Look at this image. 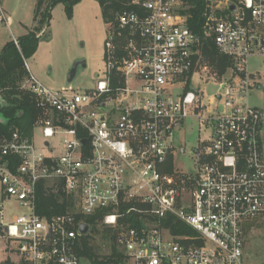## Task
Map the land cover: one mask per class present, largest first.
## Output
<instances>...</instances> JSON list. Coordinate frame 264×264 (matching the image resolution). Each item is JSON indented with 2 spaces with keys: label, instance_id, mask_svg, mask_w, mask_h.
Here are the masks:
<instances>
[{
  "label": "built area",
  "instance_id": "built-area-1",
  "mask_svg": "<svg viewBox=\"0 0 264 264\" xmlns=\"http://www.w3.org/2000/svg\"><path fill=\"white\" fill-rule=\"evenodd\" d=\"M191 1L133 0L118 12L92 90H54L29 73L44 149L19 130L0 143V264H95L76 246L99 211L122 253L107 264H249L246 228L264 219V110L249 104L257 83L249 59L264 56V0H203L201 33L188 24ZM8 26L0 0V30ZM208 40L231 65L212 76L223 88L206 104L192 77L208 71ZM191 116L208 132L194 169L182 172L171 156ZM40 189L65 195L72 209L45 212ZM177 220L193 233L174 232Z\"/></svg>",
  "mask_w": 264,
  "mask_h": 264
},
{
  "label": "rangeland",
  "instance_id": "rangeland-1",
  "mask_svg": "<svg viewBox=\"0 0 264 264\" xmlns=\"http://www.w3.org/2000/svg\"><path fill=\"white\" fill-rule=\"evenodd\" d=\"M3 2L9 16V26L0 30V52L5 44L13 42V38L19 39L33 31L39 37V44L37 51L26 59L30 74L54 90L82 92L95 88L96 81L106 72L104 52L110 24L105 21L98 1L81 0L73 7L71 16L65 3L58 2L51 6L50 17L45 22L40 21L41 15L36 16L38 0ZM48 3H44L41 10H46ZM42 28V33L38 34ZM77 61L79 64L74 69ZM201 64L207 66L208 71L202 73V77L194 74L192 83L200 91L203 102L208 104L211 96L220 91L223 85L212 78L217 70L204 53ZM249 71L257 79L250 90L249 104L264 110V90L258 88L260 84L264 86V56H252L249 59ZM207 132L206 126L196 116L185 120L184 127L176 134V146L171 156L175 169L182 172L194 169V148ZM33 135L37 148L43 150L41 128L35 127ZM65 136L51 139L56 154L60 153ZM14 206V213H19L21 209ZM246 233L244 250L247 262L264 264V219L250 221ZM92 243L101 245L104 255L109 251L100 235L94 237Z\"/></svg>",
  "mask_w": 264,
  "mask_h": 264
},
{
  "label": "trees",
  "instance_id": "trees-1",
  "mask_svg": "<svg viewBox=\"0 0 264 264\" xmlns=\"http://www.w3.org/2000/svg\"><path fill=\"white\" fill-rule=\"evenodd\" d=\"M81 0H38L36 16L41 15L42 22L50 17L51 6L58 2H64L67 10L72 15L73 7ZM99 2L105 21L114 22L117 13L125 8L133 7V0H96ZM48 3L46 10H41L44 3ZM189 12L191 16L188 19L189 26L196 32L201 33L204 23L203 12L205 4L203 0H192ZM20 48L14 42H8L0 52V96L6 103L0 102V143L4 138H8L16 130L23 132L25 135H32L34 124L38 117L32 94L23 87L29 76L26 67V59L37 51L39 37L35 32H29L19 38ZM203 53L210 63L216 68L218 74H222L231 65L229 58L218 53L215 45L210 41L205 42ZM40 189V204L46 206L47 213H62L72 209L73 203L65 195L48 194L44 195ZM51 207V211L47 208ZM102 213L98 212L87 217V222L91 225V233L83 235L76 251L95 264H107L122 259V253L116 245V236L111 228L101 225ZM137 216L134 213L126 215L127 220L138 223ZM177 233H193L188 226L178 221L172 227ZM101 236L105 246L112 250V255L102 254L101 245H95L92 240L96 236ZM102 258V259H101Z\"/></svg>",
  "mask_w": 264,
  "mask_h": 264
},
{
  "label": "water",
  "instance_id": "water-1",
  "mask_svg": "<svg viewBox=\"0 0 264 264\" xmlns=\"http://www.w3.org/2000/svg\"><path fill=\"white\" fill-rule=\"evenodd\" d=\"M232 7H233V5H232ZM78 64H79V62L77 61V62L74 64V69H76V67H77ZM70 79H71V78H70ZM258 88L264 90V86L261 85V84L258 85ZM0 102H1V103H6V102L2 99L1 96H0ZM83 142H85V140H84ZM80 230H81V233H83V234L88 233V231H89V224H87V223H82L81 226H80Z\"/></svg>",
  "mask_w": 264,
  "mask_h": 264
},
{
  "label": "crops",
  "instance_id": "crops-1",
  "mask_svg": "<svg viewBox=\"0 0 264 264\" xmlns=\"http://www.w3.org/2000/svg\"><path fill=\"white\" fill-rule=\"evenodd\" d=\"M43 29H44V28H42L38 34H41L42 31H43ZM25 35H26V34H25ZM5 45H6V44H5ZM5 45H4V46H5ZM26 63H27V62H26ZM27 67H28V71H29V73H31V71H30V67L28 66V64H27ZM24 84H25V83H24ZM23 87H24V85H23ZM24 88H25V87H24Z\"/></svg>",
  "mask_w": 264,
  "mask_h": 264
}]
</instances>
